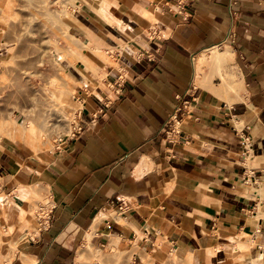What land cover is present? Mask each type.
Returning a JSON list of instances; mask_svg holds the SVG:
<instances>
[{
	"label": "crops",
	"instance_id": "1",
	"mask_svg": "<svg viewBox=\"0 0 264 264\" xmlns=\"http://www.w3.org/2000/svg\"><path fill=\"white\" fill-rule=\"evenodd\" d=\"M90 1L74 30L111 88L55 152L1 142L0 264H100L120 239L129 264H229L239 234L232 264L264 263V0Z\"/></svg>",
	"mask_w": 264,
	"mask_h": 264
},
{
	"label": "rangeland",
	"instance_id": "2",
	"mask_svg": "<svg viewBox=\"0 0 264 264\" xmlns=\"http://www.w3.org/2000/svg\"><path fill=\"white\" fill-rule=\"evenodd\" d=\"M83 4L93 5L90 0H0V144H13L7 148L16 146L34 157L55 152L61 148L60 141L78 128L84 111L79 103L81 92L94 93L96 86L111 88L103 81L104 68L114 65L112 58L83 44L74 30L81 13L78 5ZM211 54L212 51L206 56ZM70 67L79 72L81 77L72 72L78 81L71 76ZM95 78L100 80L98 84ZM3 199H9L0 197V204L5 207ZM42 202L45 212L47 201ZM4 209L8 218L10 213ZM38 209L34 208V215ZM12 229L9 226L8 230ZM234 238L229 264L233 263L235 252L240 250L245 255L253 245L248 235ZM115 241L105 248V259L95 250L93 261L129 264L131 256L127 252L137 242ZM163 261L178 262L171 256ZM246 261L264 264L263 255Z\"/></svg>",
	"mask_w": 264,
	"mask_h": 264
},
{
	"label": "bare ground",
	"instance_id": "3",
	"mask_svg": "<svg viewBox=\"0 0 264 264\" xmlns=\"http://www.w3.org/2000/svg\"><path fill=\"white\" fill-rule=\"evenodd\" d=\"M96 1L99 2L100 4H101V2H103L101 0H96ZM102 6H103V4H102ZM100 9H101V6H100ZM95 50H96V53H100V50L101 49L99 50V49L95 48ZM211 51H212V54L211 55L204 56L203 59H198V60H199L200 63H202V65H204L205 63H207L209 65V63H210L212 65H215L216 66V69H218V68H220V66L222 65V63L225 62L224 55H222L218 51L217 48H213ZM219 71H220V69H219ZM223 82L225 83V85H226V87L228 88L229 91L234 92V89L232 88V85L230 86L229 83L227 84L224 80H223ZM4 201H5V199H3L2 202H4ZM6 204H8V203H6ZM8 206H9V204H8ZM229 250H230V252L233 250L232 246L229 247Z\"/></svg>",
	"mask_w": 264,
	"mask_h": 264
},
{
	"label": "built area",
	"instance_id": "4",
	"mask_svg": "<svg viewBox=\"0 0 264 264\" xmlns=\"http://www.w3.org/2000/svg\"><path fill=\"white\" fill-rule=\"evenodd\" d=\"M39 212H40V215H44V213H43V211H42V210H39Z\"/></svg>",
	"mask_w": 264,
	"mask_h": 264
}]
</instances>
